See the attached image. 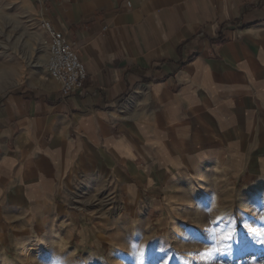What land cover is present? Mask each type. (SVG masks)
Here are the masks:
<instances>
[{
	"label": "crops",
	"instance_id": "0c3cea01",
	"mask_svg": "<svg viewBox=\"0 0 264 264\" xmlns=\"http://www.w3.org/2000/svg\"><path fill=\"white\" fill-rule=\"evenodd\" d=\"M2 13L49 21L87 76L63 96L33 69L0 96V222L52 234L84 182L110 181L137 215L264 188V0H0Z\"/></svg>",
	"mask_w": 264,
	"mask_h": 264
},
{
	"label": "rangeland",
	"instance_id": "374dc122",
	"mask_svg": "<svg viewBox=\"0 0 264 264\" xmlns=\"http://www.w3.org/2000/svg\"><path fill=\"white\" fill-rule=\"evenodd\" d=\"M13 24L0 14V68L7 75L15 70L0 78V96L33 69L47 73V34L34 33L40 20ZM109 182L70 191L73 220L52 234L33 223L0 222V264H264V188L251 189L243 203L235 195L234 203L222 204L232 197L219 190L220 203L210 208L167 206L163 214L140 205L137 215Z\"/></svg>",
	"mask_w": 264,
	"mask_h": 264
},
{
	"label": "built area",
	"instance_id": "2783aa9c",
	"mask_svg": "<svg viewBox=\"0 0 264 264\" xmlns=\"http://www.w3.org/2000/svg\"><path fill=\"white\" fill-rule=\"evenodd\" d=\"M128 6L130 1H126ZM47 34L45 69L50 78L59 84L60 93L68 96L82 88L87 72L83 62L66 36L47 20H40Z\"/></svg>",
	"mask_w": 264,
	"mask_h": 264
},
{
	"label": "bare ground",
	"instance_id": "6f19581e",
	"mask_svg": "<svg viewBox=\"0 0 264 264\" xmlns=\"http://www.w3.org/2000/svg\"><path fill=\"white\" fill-rule=\"evenodd\" d=\"M7 73H8L7 70L0 68V78H3L4 76H6Z\"/></svg>",
	"mask_w": 264,
	"mask_h": 264
},
{
	"label": "snow or ice",
	"instance_id": "6c2138e0",
	"mask_svg": "<svg viewBox=\"0 0 264 264\" xmlns=\"http://www.w3.org/2000/svg\"><path fill=\"white\" fill-rule=\"evenodd\" d=\"M141 259H142V257H141Z\"/></svg>",
	"mask_w": 264,
	"mask_h": 264
}]
</instances>
